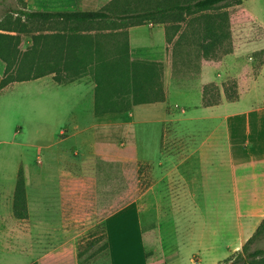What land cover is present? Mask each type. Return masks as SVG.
<instances>
[{"label": "rangeland", "instance_id": "rangeland-1", "mask_svg": "<svg viewBox=\"0 0 264 264\" xmlns=\"http://www.w3.org/2000/svg\"><path fill=\"white\" fill-rule=\"evenodd\" d=\"M25 7L23 0H0V22L11 10L23 11ZM227 10L231 14L233 48L239 50L233 49L236 60L225 63L228 69L221 81L209 82L219 86L222 100L226 99L224 84L235 81L236 91L240 94L249 88L264 63V49L255 51L244 44L252 38H264V31L253 27L248 16L236 5H231ZM30 44L31 37L22 35L19 48L24 51ZM225 56L205 61L217 62ZM202 62L179 60V76L191 75L194 67ZM234 64L235 67L231 68ZM58 90L69 92L70 89H60L52 84L50 76L32 83L30 92L34 93V98L27 106L25 115L17 116L16 123L22 128V136L12 134L6 138L8 142L0 143L3 155L8 154L13 159L24 155L27 161L33 162V170L38 161H43V166L47 168L49 158L62 153L81 158L82 164L74 172V177L54 182L58 184L57 187L51 185L53 189L63 185L66 190L62 213L60 211L65 217L64 225L34 227L36 244L43 234L50 235L47 255L65 246V252H82L77 264H230L242 252L243 244L252 235L244 239L240 250L225 259H221L224 254L217 255L202 240L203 225L207 222L203 203L219 196L206 195L202 189H196L193 194L186 188L204 179L208 182V175L214 181V169L218 167L217 162L185 163L191 151L189 139L201 141L212 133L214 126H225V116L232 113L235 103L205 107L201 102L200 106L197 104V90H191L188 94L182 90L175 99L176 103L168 104L166 109L161 105H141L135 109L133 117L129 113L104 117L97 128V139L106 143L103 149L106 148L108 152L106 149L103 152L110 153V156L105 157L85 154L91 149L87 140L90 122L83 118L81 131L61 141V131L66 129L68 134L74 132L73 126L79 123V116L77 110L74 113L60 110L58 101L52 98ZM42 92L52 94L46 102L40 95ZM68 99L72 101L71 97ZM74 101L79 103V97L76 96ZM161 129L163 154L158 151ZM20 142L24 144L23 147ZM135 151L147 162H138ZM219 154H222L221 149ZM163 155H173L174 161L169 162L168 157ZM215 155L212 152L210 157ZM50 160L56 161L54 158ZM38 181L36 178V183L34 180L30 182L31 192L35 189L39 191ZM35 198L32 195L33 202ZM56 200H61L57 193L51 196V201ZM127 205L136 208L139 221L130 223L124 233L125 240L113 249L118 255L113 258L109 248L107 252L105 249V218ZM211 217L214 218V215ZM226 240L229 241L227 236ZM255 248H264V239L248 244L249 250Z\"/></svg>", "mask_w": 264, "mask_h": 264}, {"label": "crops", "instance_id": "crops-1", "mask_svg": "<svg viewBox=\"0 0 264 264\" xmlns=\"http://www.w3.org/2000/svg\"><path fill=\"white\" fill-rule=\"evenodd\" d=\"M23 1L26 4V7L23 8L25 11L74 12L108 9L112 15L108 22L117 21V25L110 26L107 22L101 23L103 25L101 31L114 33L127 31L132 59L163 63L165 101L136 105L127 112L131 117L134 116L135 109L141 105H161L166 109L168 104L171 106L172 102L176 103L175 99L179 91L182 90L185 94L191 90H195V92L197 90L199 94L197 104L201 106L202 86L213 81L219 83L226 74L225 70L228 69L225 67V63L236 60L233 56L236 54L234 52L226 55L221 61H203L199 67H194V72L191 75L179 76L171 49L166 41V23L157 19L133 23L132 16L144 12L148 8L143 0ZM236 6L248 16L249 23L253 27L264 31V0H243ZM12 14L17 15L16 12ZM244 44L259 51L264 49V38H257V40L252 38L251 41ZM234 49L239 50L237 47ZM233 66L235 67V64L231 68H234ZM5 69L6 63L0 59V78L4 76ZM47 76H50L52 84L60 89L70 90L69 92L58 90L53 95L50 92H42L40 95L43 100L46 102L52 95V98L58 101L60 110L70 113L77 110L79 116V123L73 126L74 132L68 134L66 129L61 131L63 136L61 141L81 131L80 124L83 118L86 122H90L87 126L90 132L87 140L91 149L85 154L110 156V153L103 152L106 149H103L106 143L97 139V128L101 125V120L107 116L98 117L95 114V82L90 75L70 83L59 84L51 74L33 80L15 81L1 88L0 143L8 142L6 138L12 134L15 137L22 136V128L19 123H16L17 116L25 115L27 106L34 98V93L30 92L32 83ZM76 96L79 97V103L74 101ZM69 97L72 101L68 99ZM232 103L236 105L232 113H227L225 116L227 119L225 126H214L212 133L207 138H202L201 141L195 138L189 139L191 151L185 159V163L199 161L203 164L218 163V167L214 169V181L208 175L206 177L208 182L204 179L202 182L193 183L192 186H186V188L193 194L196 189H202L206 195L219 196L217 199H208L203 203V214L207 215V222L203 225L202 240L207 242L210 249H213L217 255L224 254L221 259L228 258L240 250L244 239L254 233L264 218V63L261 64L249 88L240 92L237 101L229 102L224 99L216 106ZM160 133L158 151L163 154L162 129ZM20 145L23 147L24 144L20 142ZM220 149L222 154H219ZM212 152L216 154L213 158L210 157ZM163 156L168 157L169 162L174 161L173 155ZM135 157L138 162H147V159H143L137 152ZM53 158L56 161L50 160ZM52 161L54 163H51ZM76 164H78V168ZM81 164V158L76 159L67 153H62L49 158L47 168L43 166V161H38L37 167L33 170V162L27 161L24 155H21L19 159H13L10 155H3L0 152V264H32L47 255L50 235L43 234L36 244L33 236L34 227L64 225L65 217L60 214V211L63 209L66 190L63 185L58 189L51 188V185L57 187L58 184H54V182L74 177V172L79 169ZM20 169L23 171L26 183L27 217L25 218H18L14 214V196ZM206 170L208 171V167ZM36 178L39 179L37 182L39 191L37 192L35 189L34 192H31L30 182L34 180L36 183ZM56 193L61 197V200L51 201V196ZM32 195L36 196L35 202L32 201ZM135 209L134 206L127 205L105 218L109 254L113 258L118 256L113 252V249L118 248V243L125 240L124 233L130 223L139 221ZM211 215H214V218ZM226 236L229 241L226 240Z\"/></svg>", "mask_w": 264, "mask_h": 264}, {"label": "trees", "instance_id": "trees-1", "mask_svg": "<svg viewBox=\"0 0 264 264\" xmlns=\"http://www.w3.org/2000/svg\"><path fill=\"white\" fill-rule=\"evenodd\" d=\"M143 1L148 8L132 16L133 23L149 19L166 23V41L176 68L179 60L192 63L221 58L233 52L231 14L227 8L239 5L243 0ZM109 11L11 10L0 22V59L6 63L0 89L15 81L51 74L59 84L90 75L95 82L94 107L98 117L120 115L136 105L165 101L163 63L132 59L127 31H101V23L108 24V19L112 18ZM14 12L17 15L14 16ZM116 22L111 21L108 25L115 26ZM49 30L52 32H45ZM22 35L31 37V44L24 51L19 48ZM223 86L227 101L239 99L235 81ZM221 102L216 83L202 86L203 106ZM14 214L18 218L27 217L22 169L17 178ZM104 235L107 238L106 229ZM258 239H264V218L230 264H264V248L248 249V244ZM108 247L107 238L106 252ZM81 256L80 251L61 249L32 264H77V258Z\"/></svg>", "mask_w": 264, "mask_h": 264}]
</instances>
